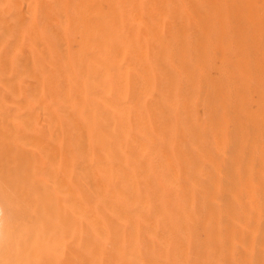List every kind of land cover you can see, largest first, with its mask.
I'll use <instances>...</instances> for the list:
<instances>
[{
  "label": "bare ground",
  "instance_id": "obj_1",
  "mask_svg": "<svg viewBox=\"0 0 264 264\" xmlns=\"http://www.w3.org/2000/svg\"><path fill=\"white\" fill-rule=\"evenodd\" d=\"M99 6L27 24L0 0V100L36 106L57 264H264V0H155L135 31Z\"/></svg>",
  "mask_w": 264,
  "mask_h": 264
},
{
  "label": "rangeland",
  "instance_id": "obj_2",
  "mask_svg": "<svg viewBox=\"0 0 264 264\" xmlns=\"http://www.w3.org/2000/svg\"><path fill=\"white\" fill-rule=\"evenodd\" d=\"M155 0H72V2L75 4V7L74 6H71L72 4H70L71 8L68 7V5L66 4V2H70V0H5V2L8 3V5H10V8L12 10V15H10V17H12V19L16 20L14 18L17 17L16 15L19 16L18 20L20 19V16H22V18L20 19V23H27V24H30V21L29 20H26V17L27 19H33L35 21H37L38 23L40 22V20H43L42 23H39V24H43V23H46V22H57L55 21V19L58 17V16H66V19H71L73 18V16H78V19L81 18L79 17L80 15V11L79 10H82V13L84 11V14L81 13L80 16H82V18H92L91 15L89 16V13L93 14L94 12H89L85 9H88L90 10L91 7H95L93 6L94 4H97V6L100 4V6L103 7V9L107 10V8L110 6L111 9L109 8L108 11H107V15L110 14V18L111 20L115 19L116 21L119 22V20L123 21L124 19H129L128 23L129 25L133 26L134 28L130 29L132 31H135L137 30L138 27L140 26H144L143 25V22H145V26H148L149 23L146 22V20L148 21H151V17H152V12L153 11L151 8H153V2ZM62 2V3H61ZM99 3V4H98ZM67 5V6H64ZM77 4V5H76ZM62 5V6H61ZM78 5H81L82 7L79 8L77 10V8L79 7ZM84 6V7H83ZM97 6L94 8V10H96ZM99 6V7H100ZM64 7H68L66 10ZM48 9V10H46ZM50 9H52V11H50ZM70 9V10H69ZM99 11H100V8H98ZM9 10V11H11ZM94 10H90V11H94ZM66 11V12H64ZM76 11H79L76 12ZM98 11V13L102 12V17L107 16L105 14V11L101 10L100 12ZM112 13H111V12ZM64 12V13H63ZM104 12V13H103ZM13 13H14V16H13ZM66 13V14H65ZM86 13V14H85ZM16 14V15H15ZM99 14V17L100 15ZM104 14V15H103ZM94 15V14H93ZM92 15V16H93ZM96 15V14H95ZM98 15V14H97ZM32 16H36L37 19H34L32 18ZM49 16V18H48ZM54 16V18L52 17ZM67 16H69V18H67ZM72 16V17H71ZM115 17V16H118L119 19L117 17L115 18H112V17ZM41 17H43L42 19H40ZM44 17H45V20H44ZM49 19H47V18ZM96 17V16H95ZM94 17V18H95ZM124 17V19L122 18ZM126 17V18H125ZM24 18V19H23ZM108 18V16L106 17ZM135 18H139V20H136ZM141 18V19H140ZM146 18V20H144ZM59 19H62V17H59ZM65 19V18H64ZM65 19V20H66ZM73 19H77V18H73ZM109 19V18H108ZM16 20V21H18ZM31 20V21H33ZM48 20V21H46ZM61 20V21H62ZM141 20V21H140ZM33 21V22H35ZM60 20L58 22H61ZM114 21V20H113ZM120 21V22H121ZM132 21V22H131ZM138 22V23H135V22ZM148 21V22H149ZM63 22V21H62ZM127 22V21H126ZM130 22L132 24H130ZM135 23V24H134ZM147 23V25H146ZM138 26H137V25ZM137 26V27H136ZM73 32L75 30H72ZM145 31V30H144ZM27 105V106H21L23 108V110L19 109V105ZM21 103L19 102L18 103H13V102H10V101H7V100H0V132H1V128H2V133H0L1 135L5 136V138H3L1 135H0V146L2 148H0V162L4 165H2L0 163V201L1 203L3 204V214H2V226L0 227V231H2L3 233L1 234V239H0V264H44V262L46 263L47 262L48 264H53L54 262H56L55 264L59 263L61 260V254L59 255V253H61V246L59 247V242H58V245L53 243L52 242V237L51 239H45V232H46V229H45V226L44 225H47L46 224V220H49L51 217H53V219L55 220H51L49 221L50 222H53L54 224L50 223V233L53 234L54 231L56 230V228H60V223H58L59 225H56L55 224V221L58 216V212L54 211L52 212L53 215H47L49 213L46 214V209H45V201H43V197H44V200H46L45 198V194L49 193L48 189L46 192V182H49L51 180L48 181V178H47V181H45L44 183V180H46V177H44L45 175L42 174L43 171H42V160H38V159H41V143H38V142H41V136H40V122L38 121V113H37V109H36V106L34 105H29V104H33L32 101L30 100H24V101H21ZM2 104V106H1ZM29 105V106H28ZM12 106H14L15 108H13ZM17 107V108H16ZM27 107V108H26ZM31 107V108H30ZM11 108V110L9 109ZM16 109V110H15ZM36 110V112H34ZM11 111V112H10ZM34 112V113H33ZM24 113V114H23ZM23 114V115H22ZM31 115V116H30ZM20 116V117H18ZM37 117V119H36ZM3 119V120H2ZM15 121V122H14ZM30 121V122H29ZM34 121V122H33ZM2 122V123H1ZM14 122V123H13ZM21 124H20V123ZM33 122V123H32ZM6 124V127L4 125V127H2V124ZM14 124V125H13ZM28 124V125H27ZM20 125H23V129H19ZM11 126V127H10ZM13 126V127H12ZM33 126V128H32ZM4 128V129H3ZM6 128V129H5ZM9 128V131L7 130ZM12 128H14L13 131ZM16 128V129H15ZM31 128V130H30ZM11 129V130H10ZM24 130V131H23ZM29 130V131H28ZM7 131H8V134H7ZM19 131V133H18ZM22 131V132H21ZM28 131V132H27ZM5 132V134H4ZM11 132H13L11 134ZM18 133L15 135V133ZM21 132V133H20ZM26 133V134H25ZM11 134V135H10ZM10 135V136H9ZM18 135V136H17ZM8 138H7V137ZM11 136L13 137V140H16L15 142H13L11 139ZM17 136V137H16ZM16 137V138H14ZM25 137V138H24ZM30 137V139H29ZM39 137V138H38ZM3 138V139H2ZM33 138V139H32ZM8 139V140H7ZM4 140V141H3ZM6 141H9L10 143V140L12 141V144H8ZM21 141V142H20ZM29 141V142H28ZM5 142V143H4ZM24 142V143H23ZM19 145H18V144ZM38 143V144H37ZM8 144V145H7ZM38 145V146H37ZM19 146V148H18ZM25 146V147H24ZM22 147V149H21ZM38 147V148H36ZM6 148V149H5ZM11 148V150H10ZM27 148V149H25ZM40 148V150H39ZM10 150V152H9ZM8 151V152H7ZM17 151V152H16ZM24 151V152H23ZM7 152V154H6ZM12 152H14V156L12 154ZM16 152V153H15ZM29 152V153H28ZM40 152V153H39ZM23 153V154H22ZM27 153V154H26ZM4 154V155H3ZM8 154L10 156H8ZM19 154V155H18ZM22 154V155H21ZM29 154V155H28ZM38 154V156H37ZM8 157H7V156ZM20 155L22 158H20ZM40 155V157H39ZM4 156V157H2ZM13 157L11 159H9V157ZM17 157V159H16ZM30 157V158H29ZM39 157V158H38ZM7 158V159H5ZM30 160H29V159ZM13 159H15L17 162H15ZM23 159V160H22ZM26 159H28V163H25ZM10 160L12 162H10ZM21 160V161H20ZM7 161V162H5ZM21 164H20V162ZM25 161V162H24ZM30 162H32L30 164ZM6 163V164H5ZM13 163V164H12ZM14 163L16 164V168L15 166L13 167L12 165H14ZM25 163V164H23ZM19 164V165H18ZM28 164V165H27ZM8 165V166H7ZM9 165H10V168H9ZM21 165V166H20ZM24 165L26 166L24 168ZM19 166V167H17ZM23 166V168H21ZM28 166V167H27ZM13 167V168H11ZM34 167V168H33ZM4 168V169H3ZM9 168V172H8V169ZM27 168V169H26ZM6 169V170H5ZM13 170V171H12ZM16 170V171H15ZM19 170V171H18ZM27 170V171H26ZM30 170V172H29ZM24 171V172H22ZM41 171V172H40ZM13 172V174L11 173ZM19 172V173H18ZM21 172H22V175L24 176V174L26 175V179H24L25 177L23 176H20L21 175ZM7 173V174H6ZM9 173V174H8ZM14 173H16L17 175L20 174L19 176H16V174L14 175ZM39 173V174H38ZM3 174V175H1ZM52 174V173H50ZM49 174V175H50ZM55 174V173H54ZM53 174V175H54ZM5 175V176H4ZM7 175H9L10 177H8ZM53 175L51 176V178L53 177ZM4 176V178L2 177ZM36 176H39V177H36ZM49 176V177H50ZM55 176V175H54ZM30 177V179H29ZM9 178V179H8ZM19 178V179H18ZM35 178V179H34ZM45 178V179H44ZM15 181H14V180ZM24 179V181H23ZM50 179V178H49ZM13 180V181H12ZM22 180V181H21ZM36 180V181H35ZM2 181V182H1ZM11 181V182H10ZM26 181V182H25ZM27 181H29L27 183ZM20 182L22 184H20ZM25 182V184H24ZM10 185L8 186L7 185ZM10 183V184H9ZM18 183V184H17ZM36 183V184H35ZM6 186H5V185ZM17 184V186H16ZM28 184V187L27 185ZM26 185V186H25ZM32 186L31 190H28L30 186ZM49 185H51V182L49 183ZM12 186L14 189H12ZM20 186V187H19ZM7 187V188H6ZM11 187V190H9ZM19 187V188H18ZM41 187V188H40ZM50 187V186H49ZM5 188V190H4ZM18 188V189H16ZM34 188L36 190H34ZM25 189V190H24ZM14 190V191H13ZM19 190V191H17ZM28 194V196L26 197V194L23 192V191ZM28 190V191H27ZM20 191H22L20 193ZM27 191V192H26ZM30 191V192H29ZM34 191V192H33ZM39 194H38V192ZM13 192H17V194H14ZM35 192H37V194L35 195ZM11 193V194H10ZM19 193L23 195H20L19 196ZM31 193V194H30ZM29 194H30V197H29ZM50 194V193H49ZM48 194V195H49ZM39 195V197L37 196ZM9 197V198H6ZM23 196V197H22ZM37 196V197H36ZM47 196V195H46ZM20 197V198H19ZM24 197L27 199H24ZM33 197V198H32ZM41 197V198H40ZM52 197V196H51ZM13 198V199H12ZM19 198V199H18ZM40 198V200H36V199ZM25 201H23V200ZM30 199H33L30 200ZM49 199V198H48ZM43 202H42V201ZM15 201V203H14ZM18 201V202H17ZM22 203H21V202ZM39 201V202H37ZM47 201V200H46ZM28 202V203H27ZM6 203V204H5ZM21 203V205L19 204ZM24 203V204H23ZM26 203V204H25ZM41 203V204H40ZM47 203V202H46ZM1 204V205H2ZM26 205V208H24L25 206L23 205ZM31 204L33 205L31 207ZM9 205V206H8ZM36 205V206H35ZM40 205V206H39ZM55 205V208H59V207H56V205L58 206L59 204H54ZM10 206H13V207H16L15 210L12 209V211H9L12 207ZM44 206V207H43ZM60 206V205H59ZM28 207L29 209H31L29 212L28 210ZM37 207V208H36ZM7 208V209H6ZM20 208L19 211H17V209ZM39 208V209H38ZM54 208V207H53ZM9 209V210H8ZM25 211H24V210ZM51 209V208H50ZM9 211V213H6V212ZM28 211V212H27ZM11 212H13L12 215ZM24 212L26 214H24ZM51 213V212H50ZM49 213V214H50ZM8 214V216H7ZM29 214V215H28ZM38 217H37V215ZM46 214V215H45ZM6 215V216H5ZM32 215V216H31ZM34 215V216H33ZM14 216V217H13ZM32 218H31V217ZM44 216V217H43ZM50 217L49 219L48 218H45V217ZM60 216V215H59ZM58 216V217H59ZM6 218V219H5ZM9 218V220H8ZM18 218V219H17ZM12 219V220H11ZM21 219H22V222H21ZM39 219V220H38ZM8 220V222H7ZM16 221V222H13ZM20 220V221H18ZM6 221V222H5ZM60 220L57 219V222H59ZM37 222V223H36ZM52 224V225H51ZM18 225V227H17ZM27 225V226H26ZM43 225V227H42ZM49 226V225H48ZM59 226V227H57ZM17 228V229H16ZM53 228V229H52ZM57 229V230H58ZM5 230V231H3ZM12 230V231H11ZM53 230V232H52ZM17 231V232H16ZM16 232V233H15ZM43 233V234H42ZM41 235H43L44 237H42ZM3 237V238H2ZM12 237V238H11ZM16 238V239H15ZM2 240V241H1ZM49 240H51L50 242L52 244H55L57 247H54L52 248V251H50V249H47L50 245V246H53L52 244H50ZM14 241V243H13ZM48 241V243H47ZM10 245V246H8ZM54 245V246H55ZM4 246V247H3ZM48 246V247H47ZM43 248V249H42ZM57 248V251H59L58 253H56V249ZM4 249V250H3ZM14 249V250H13ZM41 250V251H40ZM52 253L50 255V253ZM11 253V254H10ZM41 253V254H40ZM8 254V255H7ZM48 254V255H47ZM55 254V255H53ZM10 255V256H9ZM50 255V256H49ZM59 255V256H57ZM47 256V257H46ZM51 256H56L57 259H55L54 257H51ZM48 258L50 260H48ZM47 259V260H46ZM55 259V260H54ZM58 260V261H57ZM42 261V262H41ZM44 261V262H43ZM41 262V263H40Z\"/></svg>",
  "mask_w": 264,
  "mask_h": 264
}]
</instances>
